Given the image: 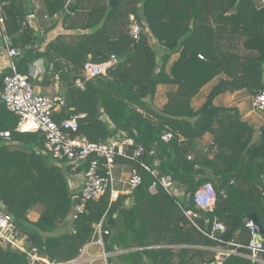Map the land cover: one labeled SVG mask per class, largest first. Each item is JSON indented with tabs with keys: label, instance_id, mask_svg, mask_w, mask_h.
<instances>
[{
	"label": "trees",
	"instance_id": "trees-1",
	"mask_svg": "<svg viewBox=\"0 0 264 264\" xmlns=\"http://www.w3.org/2000/svg\"><path fill=\"white\" fill-rule=\"evenodd\" d=\"M40 1L49 17L40 30L22 27L32 0H0V5L13 45L32 46L15 61L18 70L27 74L24 66L41 59L44 83L57 84L64 105L53 114L54 121L84 115L77 120V134L90 142L105 143L116 129L113 139L132 138L135 145L154 149V156L141 160L160 177H169L177 195L173 199L160 187L150 191L153 178L140 169L142 182L130 196L110 203L106 192L88 201L58 232L73 212L72 173L43 154V135L15 133L17 118L12 127L13 114L0 101V132L10 133L9 140H0L1 211L14 216L38 255L51 264L75 260L95 238L93 225L101 221L102 231L108 232L102 236L107 264H213L218 259L215 248L249 243L245 223L251 213L264 231V125L249 124L236 107L214 105L224 93L244 90L254 96L264 90L260 0H115L114 5L109 0ZM68 1L74 3L69 12ZM130 15L141 27L138 40L129 35ZM57 27L62 32L48 39ZM111 55L117 64L105 77L86 82L84 90L75 85L84 63H103ZM7 73L0 76V91ZM215 79L204 103L194 109L192 100ZM161 84L176 88L166 93L167 102L158 109L155 95ZM165 133L172 134L167 143L161 140ZM206 134L211 143L199 151L197 144ZM115 164L135 167L122 158ZM86 169L87 164L76 173ZM218 178L227 184L223 191L215 183ZM206 183L217 200L205 221L192 195ZM36 207L39 218L30 222L27 215ZM214 219L225 232L212 240L203 232H210ZM0 264L29 262L25 254L0 245ZM223 264L250 262L231 255Z\"/></svg>",
	"mask_w": 264,
	"mask_h": 264
},
{
	"label": "built area",
	"instance_id": "built-area-1",
	"mask_svg": "<svg viewBox=\"0 0 264 264\" xmlns=\"http://www.w3.org/2000/svg\"><path fill=\"white\" fill-rule=\"evenodd\" d=\"M264 5V0H262ZM41 11V5L38 2L32 4V9L22 22L23 28L37 30V15ZM0 5V76L8 72L2 78V89L0 91V101L4 104L7 111L17 116V124L14 129L15 133H32L41 134L44 137L43 154L48 155L57 163L65 164L72 174H76L80 167L87 164V169L83 173V186L77 197L78 201L71 213V220L76 215L82 213L85 204L91 200H98L106 192L109 193L110 203L115 202L119 196H130L133 191L141 184L143 170L153 178L149 186L150 191L156 188H162L173 199L177 192L172 187L169 177H160L157 170L151 169L141 159L145 156L152 157L155 155L154 149H148L143 145H135L132 138H124L122 141L112 139L105 143H94L87 140L86 137L78 135L77 120L84 118V115H78L71 119L63 120L57 124L53 119V114L64 105V100L58 95V90L51 95L45 96L36 91L37 83L43 81L46 70L43 61H35L30 67L27 74L21 73L15 61L20 58L22 52L32 49L27 45L20 49L13 45L12 40L6 33ZM54 18H57L55 15ZM49 19L47 14H43V20ZM129 35L132 39L138 40L141 33V27L136 22L133 15L129 16ZM201 59L202 57L199 56ZM117 64V58L111 55L109 60L103 63H93L87 61L84 63L81 78L76 79L75 85L84 90L85 83L98 77H105L107 70ZM52 66H50V69ZM57 85V84H56ZM252 112L264 114V90L252 96ZM8 131L0 132V140H9ZM172 139L171 133H165L161 136L164 143ZM122 158L135 164L128 170L125 179L115 180L113 171L116 167L115 159ZM191 159V157H188ZM102 160V161H100ZM120 183L121 189H117L115 184ZM188 198V196H187ZM216 193L211 184L206 183L199 186L192 195V202L196 208L203 213H211L216 204ZM187 216L196 217L191 212ZM251 239L245 246L227 242L229 248H217V261L213 264H223L226 257L237 255V249L244 248L248 252V257L252 262L257 261L258 255L264 254L263 241L255 232V224L252 220L245 223ZM94 244L103 249L102 236L107 235V231H102L101 221L93 225ZM224 225L214 219L209 233L203 232L208 238L215 240V234H223ZM222 242V241H218ZM0 245L7 246L11 250L25 254L29 264H51L38 255V250L31 246L27 237L22 233L20 228L11 221L8 214L0 210ZM86 245L80 251L84 254ZM69 264H75L73 261ZM67 263V264H68Z\"/></svg>",
	"mask_w": 264,
	"mask_h": 264
},
{
	"label": "crops",
	"instance_id": "crops-1",
	"mask_svg": "<svg viewBox=\"0 0 264 264\" xmlns=\"http://www.w3.org/2000/svg\"><path fill=\"white\" fill-rule=\"evenodd\" d=\"M34 2H38L39 4H41L40 0H32V3H34ZM69 2H72V1H68V3ZM260 2H261V0H260ZM73 6H74V4H73ZM43 14H44V11L41 9V11L38 14V15H40V17L38 19V22L36 23L37 30L42 29L43 27L47 26V24H48L47 21L43 20ZM61 32H62L61 28L57 27L54 31L48 33L47 38L52 39L57 34H59ZM177 58H178L177 54L173 55L170 59L169 65L173 61H175ZM36 61H38V60H36ZM31 65L32 64L28 65V72H29V67ZM43 65H44V63H43ZM169 65L167 66V69H169ZM216 81H217V79L211 81L206 86H204L200 90L199 94L192 100V107L194 109H198L204 103L206 96L208 95L212 86L215 85ZM36 87H37L36 91L40 94H42L43 91H46L48 93L53 94L56 91V89L59 90L56 84H52L49 87L46 86V83H44V80L42 82H40L39 86H36ZM175 88L176 87H174V86L164 85V84L157 86L156 95H155V106L158 109H161L166 104V102H167L166 93L174 90ZM251 99H252V96H250L248 93H246L244 90H242V91H237L234 93H224V94L217 96L214 99V105L223 106V107H236L238 109L240 115L243 117V119L245 121H247L249 124H251L255 127L264 125V114L258 115L256 113L252 112ZM210 143H211V135L206 134L198 142L196 149L199 151L200 150L205 151L207 146ZM128 170H129V166L116 165L114 171H117L118 176L115 178V180L118 181L119 179H125L127 177ZM114 171H113V175H114ZM83 173H84V171L76 173V174H72L68 177L69 178L68 179L69 187H70V189H72V191L75 194H78L80 191L78 192L76 190L80 187L82 188V186H83ZM118 185L122 187V185L120 183L116 182L115 187L117 188ZM121 187H118L117 189H121ZM40 212H41V209L38 211H36L34 209L33 211H31L27 215L28 220L30 222L37 221V219L39 218ZM70 221H71V215L67 218L66 224L59 228L58 232H61L63 229L67 228L69 226ZM86 247H87L86 252L82 255L80 254L75 260H73V262L75 264H107V262H106L107 258H105V256L106 255L109 256V255L106 254L102 248H100L99 246L94 244L93 240L90 243H88L86 245ZM216 249L217 248H215V250ZM235 256H239L241 258L248 260L250 262V264H264V254L258 255L257 261H255V262H252L249 259L248 252L246 254L245 253H238ZM40 257L43 258L42 256H40Z\"/></svg>",
	"mask_w": 264,
	"mask_h": 264
},
{
	"label": "water",
	"instance_id": "water-1",
	"mask_svg": "<svg viewBox=\"0 0 264 264\" xmlns=\"http://www.w3.org/2000/svg\"><path fill=\"white\" fill-rule=\"evenodd\" d=\"M109 2H110V5H114L115 0H109ZM73 4H74L73 2H69L67 4V6H66V11L67 12L71 11V8L73 7ZM24 54H25V52H22L20 57H23ZM116 134H117V130L115 129L109 134L108 141L112 140ZM119 140L122 141L123 139L120 138ZM215 183L219 187V189L222 190V191L227 188L226 182L223 181L221 178L216 179ZM77 201H78L77 197H73L72 198V202H71V208L72 209L75 208ZM3 209H4V205L0 202V210H3ZM198 215H199V217L203 218L205 221L207 220L206 214L203 213L202 211H200ZM9 218H10L11 221H15V218H14L13 215H9ZM249 219L252 220L253 223L255 224V232H256V234L259 235V237H260V239L262 241H264V231H263V228H262V226L260 225V223L258 221L257 216L255 214L251 213L249 215ZM107 257L108 256L106 255L105 258H107ZM65 264H67V263H65Z\"/></svg>",
	"mask_w": 264,
	"mask_h": 264
},
{
	"label": "rangeland",
	"instance_id": "rangeland-1",
	"mask_svg": "<svg viewBox=\"0 0 264 264\" xmlns=\"http://www.w3.org/2000/svg\"><path fill=\"white\" fill-rule=\"evenodd\" d=\"M260 3L263 4V3H262V0H261ZM38 14H39V13H38ZM39 17H40V15H37V22H38ZM43 66H44V65H43ZM23 69H24L26 72H28V66H27V65L24 66ZM44 69H45V66H44ZM45 70H46V69H45ZM42 95H45V96H51L52 93H48V92H46V91H43V92H42ZM16 118H17V116H15V115L13 114V120H14V121L11 123V126H12V127H14V125H15ZM16 124H17V123H16ZM15 127H16V125H15ZM63 166L65 167V164H63ZM114 176H115L114 178H116V177L118 176L117 171H114ZM118 187H121V186L118 185ZM118 187H117V188H118ZM80 190H81V187L78 188L76 191L79 192ZM35 210L38 211V210H40V208H39V207H36Z\"/></svg>",
	"mask_w": 264,
	"mask_h": 264
},
{
	"label": "bare ground",
	"instance_id": "bare-ground-1",
	"mask_svg": "<svg viewBox=\"0 0 264 264\" xmlns=\"http://www.w3.org/2000/svg\"><path fill=\"white\" fill-rule=\"evenodd\" d=\"M86 252V251H85Z\"/></svg>",
	"mask_w": 264,
	"mask_h": 264
}]
</instances>
